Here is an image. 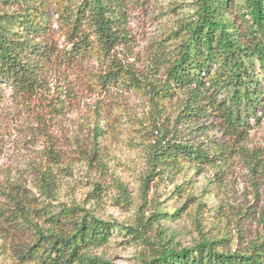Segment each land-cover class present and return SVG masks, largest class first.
<instances>
[{
    "label": "trees",
    "instance_id": "trees-1",
    "mask_svg": "<svg viewBox=\"0 0 264 264\" xmlns=\"http://www.w3.org/2000/svg\"><path fill=\"white\" fill-rule=\"evenodd\" d=\"M157 1L0 0V126L8 124L7 103L30 117L35 142L31 189L21 180L0 184V264H111L113 243L135 247L140 264H264V195L260 229L234 249L207 231L181 246L159 227L160 216L186 205L126 224L60 198L76 158L94 173L98 200L101 181L114 177L98 139L123 119L140 180L207 169L221 176L244 157L264 192V148L247 145L264 121V0L175 1L159 36L135 51L131 12ZM130 95L140 97L143 117L127 108ZM87 98L91 151L64 131ZM116 188L126 201L119 181Z\"/></svg>",
    "mask_w": 264,
    "mask_h": 264
},
{
    "label": "rangeland",
    "instance_id": "rangeland-1",
    "mask_svg": "<svg viewBox=\"0 0 264 264\" xmlns=\"http://www.w3.org/2000/svg\"><path fill=\"white\" fill-rule=\"evenodd\" d=\"M175 1L184 0H158L155 5H146L142 10L131 12L129 29L135 38V51L141 52L150 39L159 36L167 21L165 11ZM94 100L87 98L64 127L66 137L76 138L74 141L87 151H91L93 145ZM125 104L140 117L146 113L138 96H127ZM3 112L10 117L6 126H0V184L21 180L31 189L30 165L35 160V142L30 135L32 121L28 115L13 110L7 103ZM122 121L110 134L98 139L97 150L108 161L109 169L114 171L112 179L101 181L103 189L98 200L94 198L97 190H92L96 178L92 177L94 173L78 163L76 158L67 170L71 176H65L63 180L61 200L73 199L101 219L126 224L135 223L141 215L147 218L153 211L172 213L186 205L178 216H160L158 221L159 227L178 239L181 246L192 245L200 232L207 231L209 235H224L230 239V247L234 249L243 247L260 229L258 208L264 192H257L263 186L261 173L250 170L255 163L236 157L231 164L220 169L221 176L217 174L219 171L215 173L214 169H207L146 182L140 180L142 164L126 137L127 123L124 119ZM253 127L249 131L248 147L264 148V121ZM116 181L125 188L126 201L123 192L116 188ZM198 203L203 206H198ZM107 255L111 264H140L138 250L132 246L113 243Z\"/></svg>",
    "mask_w": 264,
    "mask_h": 264
}]
</instances>
